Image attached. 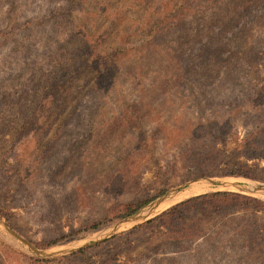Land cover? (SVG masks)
<instances>
[{
	"label": "rangeland",
	"instance_id": "obj_1",
	"mask_svg": "<svg viewBox=\"0 0 264 264\" xmlns=\"http://www.w3.org/2000/svg\"><path fill=\"white\" fill-rule=\"evenodd\" d=\"M160 19L164 25L145 42ZM259 130L264 0H0V242L20 253L58 258L50 264H239L235 251L216 248L246 223L229 221L239 213L212 216L207 226L220 237L209 249L201 242L176 247L162 232L152 238L146 229L131 232L137 226L129 224L107 236L150 202L199 177L264 186L229 174L239 162L264 174V156L252 153L254 143L264 147V133L246 140ZM142 139L146 147L129 161L127 153ZM205 144L216 145L223 159L211 169L218 173L201 176L180 156L188 145ZM124 162L126 178L114 172ZM81 186L90 202L83 208L76 202ZM217 191L264 201V194L202 181L175 192L140 225ZM148 198L126 218L81 230L109 203ZM259 220L264 228V214ZM104 236L100 247L75 256L81 250L40 256L19 238L38 250L61 251ZM6 251L0 243V264H37ZM250 264H264V256Z\"/></svg>",
	"mask_w": 264,
	"mask_h": 264
},
{
	"label": "trees",
	"instance_id": "obj_2",
	"mask_svg": "<svg viewBox=\"0 0 264 264\" xmlns=\"http://www.w3.org/2000/svg\"><path fill=\"white\" fill-rule=\"evenodd\" d=\"M173 10H178V12H180L182 9L174 8ZM160 23L164 25V20L160 19L153 25L151 31H148L145 36V42L149 38L153 37V31L154 33H156L158 32V30H160V28L162 27V25L160 26ZM205 45L206 48L210 49L211 46L209 43ZM94 52L96 54H99L96 48L94 49ZM99 57L102 60H105L104 62L106 63L107 67L111 66V63L113 61L110 57L103 58V56H101L100 54ZM50 100L51 98L45 100L42 105L46 106ZM132 107L136 108V106L134 105H132ZM140 108H143V106L140 105ZM135 119L137 121H140L143 120V117L141 115H138L137 117H135ZM124 120L130 122L131 125L136 124L135 120L131 119L130 117L128 118L126 115L124 116ZM141 122L142 121H140V123ZM263 133L264 131L262 130L252 132L246 140L249 139L251 141H254L253 139L256 138V135ZM146 142V139H142L138 147L137 145L133 146L132 150L127 153V158L129 157V161L130 156L141 153L142 149L146 147L143 146ZM244 147L240 149V152H243L246 149ZM253 149L254 150H252V153L257 155V157L264 156L263 146L254 143ZM182 153L183 155L180 156L181 159L189 161L190 164L195 168L194 173L201 176L218 173L213 172V170L211 169L216 168L221 159H223V152L214 144H205L201 147L198 146L197 148L193 149H191V146L188 145L187 150L183 151ZM124 164L125 162L121 167H117V169L114 171H117L115 175L120 173L121 175L126 174V178L128 173L126 172V168H123ZM237 164V168H234L229 172L230 175L243 176L254 180L264 181V174L260 171L257 172L256 169H254V167L249 165L247 162H239ZM36 168L37 164L32 167V171L34 173L36 171ZM133 180H136V178L134 177ZM126 182L127 180L125 182L123 181L124 186H126ZM83 190H85V186H81L79 188V199H76L77 206L80 208L84 207V201L87 203V205L90 203L89 197L87 195H84ZM162 192H164V190H160V193ZM151 199L152 198L142 199L138 202L133 203H109L105 207V210L102 212L99 219L92 220L88 222V224L83 225L81 230L86 231L89 229H96L100 227V225L104 222H111L117 219L126 218L136 213ZM221 212L224 213V216L239 213L235 216L233 215V219L229 221L234 222L238 218H245L246 223L241 225V228L238 230L237 235L232 236V238H226L225 240L224 238H221L223 240L218 246H216V248L219 251L224 250V254H227V252L230 250L235 251V254H237V258H239V264H250L255 258L264 256V228L258 225L259 222H262L259 220V213L264 214V201L256 197L238 192L217 191L191 197L172 206L171 208L159 214L158 216L147 220L144 224L137 226L131 232H135L140 229H146L144 233L149 232L152 238L158 233L160 234V232H162L164 235V240L170 242V244H172L173 246L178 247L183 246L184 244L189 245L192 243L201 242L206 248L209 249L210 244L211 246H214V242L217 240V237H220L218 236L220 232L216 231V235L212 234L210 232L209 227L207 226V222L213 220V215L220 214ZM225 225H228L227 222ZM58 240L59 239H55L49 242H44V244L50 245L56 243ZM0 243L2 244L4 249L7 250V254L17 253V255L24 256L27 261H31L37 264H50L58 260V258L38 259L34 257H29L20 253L18 250H15L4 242ZM101 245L102 243H99L96 244V246L94 247H100ZM80 253H84V250L72 254V256H75ZM231 255L233 256V254Z\"/></svg>",
	"mask_w": 264,
	"mask_h": 264
},
{
	"label": "water",
	"instance_id": "obj_3",
	"mask_svg": "<svg viewBox=\"0 0 264 264\" xmlns=\"http://www.w3.org/2000/svg\"><path fill=\"white\" fill-rule=\"evenodd\" d=\"M202 181H207V182H211L213 184H218L224 187H228L243 193H249V194H264V186L262 187H258V188H251L248 185L245 184H241V183H232L229 181H214L213 178L211 177H199L196 178L192 181H190L188 184L183 185L182 187H177L175 190H173L172 192H168L167 194L157 198L156 200L150 202L149 204H147L140 212L136 213L134 216L127 218L126 220L120 222L119 224L116 225L115 229H113L111 232H109L107 237H111L114 234L122 231L123 226L125 225H132L131 228L136 227L138 225H140V223H142L144 220L148 219L157 209L159 206H161L164 202L168 201L175 192H179L185 188H187L188 186L197 184L199 182ZM11 231V230H10ZM13 234H15L13 231H11ZM15 236L18 237L17 234H15ZM106 236L104 237H98V238H92L90 239V241L87 242H81L78 244H75L69 248H66L64 250L61 251H52L49 249H45V250H38L36 247H34L33 245H31L30 243H28L26 240L22 239L21 237H19L21 240H23V242H25L29 248L36 253L37 255L40 256H58V255H63L66 253H69L72 251L74 252L75 250H81L82 248H85L87 246L102 242L106 239H108Z\"/></svg>",
	"mask_w": 264,
	"mask_h": 264
},
{
	"label": "bare ground",
	"instance_id": "obj_4",
	"mask_svg": "<svg viewBox=\"0 0 264 264\" xmlns=\"http://www.w3.org/2000/svg\"><path fill=\"white\" fill-rule=\"evenodd\" d=\"M243 182V181H242ZM244 183V182H243ZM247 183V182H246ZM251 183V182H250ZM254 184H250V185H248V186H250L251 188H258V187H261V186H253ZM197 190H195V191H191V193H194V192H196ZM186 192V191H185ZM188 193H190V192H188ZM187 193V194H188ZM182 194V193H181ZM184 195V194H183ZM176 195H174V196H172L168 201H166V202H164L162 205H167L174 197H175ZM185 196V195H184ZM178 197H180L179 195H178ZM173 201V200H172ZM171 201V202H172ZM162 205L157 209V211L162 207ZM156 211V212H157Z\"/></svg>",
	"mask_w": 264,
	"mask_h": 264
}]
</instances>
